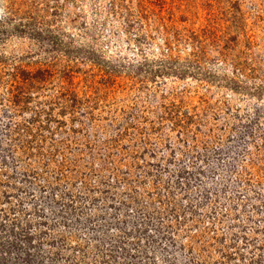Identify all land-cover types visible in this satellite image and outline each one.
I'll use <instances>...</instances> for the list:
<instances>
[{"label":"rangeland","instance_id":"374dc122","mask_svg":"<svg viewBox=\"0 0 264 264\" xmlns=\"http://www.w3.org/2000/svg\"><path fill=\"white\" fill-rule=\"evenodd\" d=\"M26 1L0 0L47 28L0 27V264H264V0Z\"/></svg>","mask_w":264,"mask_h":264},{"label":"trees","instance_id":"16d2710c","mask_svg":"<svg viewBox=\"0 0 264 264\" xmlns=\"http://www.w3.org/2000/svg\"><path fill=\"white\" fill-rule=\"evenodd\" d=\"M17 1V0H13ZM20 3L24 5H30L28 4L26 0H18ZM11 3V1L9 2ZM12 4V3H11ZM32 4V3H31ZM31 6V5H30ZM6 14L4 13L3 15L0 16V27L6 24H11L10 31H15V32H21V33H28L30 36L38 34L37 38L43 39V32L47 31V28H42L43 24H41L38 20L35 18H32L29 16V14L25 10H20L19 13H16V9H10L8 11V8L6 7ZM19 9V7H18ZM39 25V27H35ZM50 31V30H48ZM1 34L5 33V30L0 31ZM53 39L59 44L60 39L57 36L53 35ZM31 79L34 80V78L37 76V73H34Z\"/></svg>","mask_w":264,"mask_h":264}]
</instances>
